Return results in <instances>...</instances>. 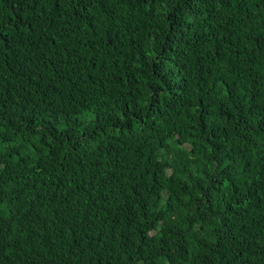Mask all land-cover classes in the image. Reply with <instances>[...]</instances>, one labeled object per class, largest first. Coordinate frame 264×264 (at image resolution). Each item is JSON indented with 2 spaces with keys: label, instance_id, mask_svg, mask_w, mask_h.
<instances>
[{
  "label": "trees",
  "instance_id": "16d2710c",
  "mask_svg": "<svg viewBox=\"0 0 264 264\" xmlns=\"http://www.w3.org/2000/svg\"><path fill=\"white\" fill-rule=\"evenodd\" d=\"M0 264H264V0H0Z\"/></svg>",
  "mask_w": 264,
  "mask_h": 264
}]
</instances>
